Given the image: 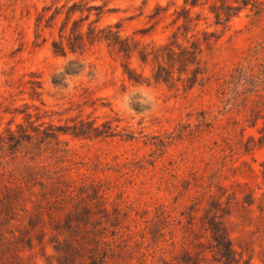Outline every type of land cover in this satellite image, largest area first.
I'll use <instances>...</instances> for the list:
<instances>
[{"label": "rangeland", "instance_id": "rangeland-1", "mask_svg": "<svg viewBox=\"0 0 264 264\" xmlns=\"http://www.w3.org/2000/svg\"><path fill=\"white\" fill-rule=\"evenodd\" d=\"M81 1L102 7L97 26L120 24L122 36L144 45L174 42L184 3L0 0V264H264V100L241 96L234 105L221 90L240 64L260 72L264 54L248 56L264 41V14L245 10L216 26L207 7L196 9L198 29L216 38L200 56L208 79L185 90L155 83L153 65L103 43L56 56L64 6ZM55 10L62 14L53 19ZM180 33L183 46L201 38ZM127 68L146 83L130 82ZM132 90L154 105L137 94L123 109ZM202 111L210 127L199 126ZM26 119L67 134L10 146L9 131ZM81 122L108 124L114 135L76 138ZM218 231L232 263L218 252Z\"/></svg>", "mask_w": 264, "mask_h": 264}, {"label": "trees", "instance_id": "trees-1", "mask_svg": "<svg viewBox=\"0 0 264 264\" xmlns=\"http://www.w3.org/2000/svg\"><path fill=\"white\" fill-rule=\"evenodd\" d=\"M82 2L64 6L66 7L65 19L60 30V39L62 41L53 43V53L56 56H67L68 51L76 54L88 44L103 43L111 52L123 56L127 60L136 57L143 65H153L152 78L155 83L165 84L170 88H174L181 83L185 90H191L197 85L202 86L208 79L205 70L201 66L200 56L203 53V46H210L213 39L216 38L215 32L198 29L202 21V13L197 12L196 9L207 7L208 13L213 16L214 25L216 26L226 25L245 10H249L254 17H260L264 14L263 0H184L183 5L174 12V24L177 26V31L174 32L173 36L174 42L170 40L168 43L161 45H144L130 37L122 36L120 24L115 26L107 25L106 27L97 26L96 24L103 15L102 7L86 8L82 5ZM92 10L96 11L97 20L90 22L85 31L84 22L90 19ZM45 11L46 9H44ZM61 14L62 12L55 10L51 18L55 19ZM77 15L79 16L76 17ZM182 30L183 33L181 32ZM193 31H197L201 38L197 40L188 39L187 46L180 45L177 42L180 32L181 36L187 37ZM65 34H68L66 46L63 44ZM260 54H264V41L249 50L248 58L252 59ZM259 66H261V70L256 73L252 68L244 67L240 64L223 79L221 84L222 94L225 95L228 92L229 102L237 105L241 96H243V102L245 103L252 96L259 98V100H251L256 104L260 100H264V96L261 95V92H264V63H260ZM126 74L129 81L136 85L146 83L128 68ZM241 87H243V91ZM200 115L201 122L199 126L210 127V115L205 111H202ZM30 116V114H25L27 119ZM258 119L260 117L256 118V122ZM27 124L28 126L18 125L17 131H9L10 146H19L24 141L31 140L33 136L43 139H58L61 133L67 134V132H62V130L56 131L53 126L43 127L42 124L34 126L28 120ZM258 132L260 135L258 142L264 145V117L263 124ZM70 134L76 138L85 139L114 135L108 124H103L102 129L94 124L84 122H81L80 126H75L74 131ZM251 140L255 142L254 138H251ZM1 143H5L3 138ZM215 241L222 258L226 262H231L233 255L232 246L220 231L216 234Z\"/></svg>", "mask_w": 264, "mask_h": 264}, {"label": "clouds", "instance_id": "clouds-1", "mask_svg": "<svg viewBox=\"0 0 264 264\" xmlns=\"http://www.w3.org/2000/svg\"><path fill=\"white\" fill-rule=\"evenodd\" d=\"M139 94L141 96V100L140 103L143 104L145 102L149 103L150 105H154L155 103V98L148 92H144L141 90H132L128 93H125L122 97H121V107L125 110H129V99L132 95H137Z\"/></svg>", "mask_w": 264, "mask_h": 264}]
</instances>
